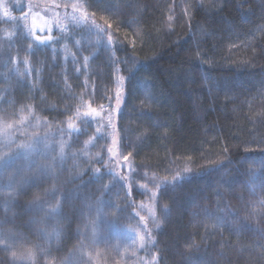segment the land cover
Segmentation results:
<instances>
[{"label":"trees","instance_id":"trees-1","mask_svg":"<svg viewBox=\"0 0 264 264\" xmlns=\"http://www.w3.org/2000/svg\"><path fill=\"white\" fill-rule=\"evenodd\" d=\"M44 1L0 0L18 27L0 23V110L46 122L0 138V264H110L91 236L107 208L142 222L152 264H264V0Z\"/></svg>","mask_w":264,"mask_h":264},{"label":"rangeland","instance_id":"rangeland-1","mask_svg":"<svg viewBox=\"0 0 264 264\" xmlns=\"http://www.w3.org/2000/svg\"><path fill=\"white\" fill-rule=\"evenodd\" d=\"M41 2L42 5L40 7H47L44 5V0H41ZM70 2L73 4L74 0H57L55 4L60 5L62 13H65V9ZM4 20L9 23L8 26H5L8 30L6 36L13 37L17 35L18 27L15 24V20L9 16L3 17L2 20L0 17V23ZM22 29L24 31L23 26ZM120 90L121 87L118 88V92ZM45 124V121L33 116L30 112L9 115L0 110V138L8 139L9 136L12 138V134L20 137H31V135L40 132ZM7 125H11V127H7ZM45 141L47 142V138L40 140V144L45 143ZM7 183L6 180H2V184H4V186H0L2 191H7L10 188ZM136 185H138L139 189L146 190L147 186L145 184L136 183ZM92 205L91 202H84L83 216L86 218L91 217L92 219V214L95 213ZM140 208L144 214V207L140 205ZM112 216L113 212L107 208L97 217L98 229L92 232L97 235H91L95 240V251L97 254L107 257L110 264H152L151 257L147 256L150 246L143 234L142 229H144V226L142 222L140 223L138 219H135L134 228L124 227L116 230L114 229L115 220ZM141 237H143V247H141Z\"/></svg>","mask_w":264,"mask_h":264},{"label":"snow or ice","instance_id":"snow-or-ice-1","mask_svg":"<svg viewBox=\"0 0 264 264\" xmlns=\"http://www.w3.org/2000/svg\"><path fill=\"white\" fill-rule=\"evenodd\" d=\"M56 7H60V5H55ZM71 7L73 8V11H77L78 9L82 8L83 5H77V4H72ZM5 15H7V10H5ZM82 15L84 16V19H87V13L86 12H83ZM75 18V17H74ZM111 40V37H109V41ZM123 77H121V81H123ZM117 95H119V93H117ZM94 111V110H93ZM7 127H11V125H7ZM8 139L10 140L11 137L9 136ZM36 143H40V141H37ZM45 146L47 147V143L45 141ZM21 147H23L25 149V154H24V158L26 160H28V163H29V168H31L32 166H36V173H37V178L39 177V175L41 174H46L48 169L42 167V166H39L36 164V161L35 160H32L31 159V156L33 155L34 152H36L37 150L33 147L32 144H27V145H22ZM109 151H111V149H109ZM226 151V149H225ZM63 152H64V146L63 144H61L60 146V153L61 155H63ZM125 159H127V157H125ZM9 162V160H4L3 163L4 164H7ZM185 172H190L191 169L189 168H185L184 169ZM186 179V177L184 176H181L179 172H177L175 174V176L173 177V179L171 181H160L157 183L156 187L157 188H167V187H172L173 189L178 186L179 184H181L184 180ZM24 183H27V181H24ZM48 195L53 199V200H56V203L55 204H52L48 210H47V213L46 215L48 216H54L56 214L59 213L60 211V201L57 200V192L55 189H52ZM155 196V193L153 194ZM48 201H44L43 203H38L36 206L38 209L40 210H43L44 208V205L47 204ZM262 204H264V201H261ZM165 214H167V209H165ZM152 217H153V222L156 223V220H155V212L153 211L151 213ZM141 219L143 220L144 217H141ZM223 225V220L221 218V226ZM158 226V224H157ZM48 238H56L58 239L59 236H60V233L59 231L57 230H53L52 233H49L47 234ZM14 242V237L13 235L11 234H4L2 232H0V243H2L3 245H5V248H10L12 243ZM141 247H143V237H141ZM11 255L14 257V258H18V259H28V260H32L34 259V254L32 253V250L31 249H28L27 250V256L25 257L24 253H20L19 257H18V254L16 251H13L11 253Z\"/></svg>","mask_w":264,"mask_h":264}]
</instances>
